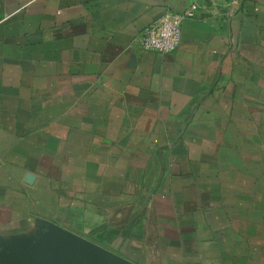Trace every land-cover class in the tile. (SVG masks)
<instances>
[{
	"label": "crops",
	"instance_id": "0c3cea01",
	"mask_svg": "<svg viewBox=\"0 0 264 264\" xmlns=\"http://www.w3.org/2000/svg\"><path fill=\"white\" fill-rule=\"evenodd\" d=\"M45 222L134 264H264V0H0V245Z\"/></svg>",
	"mask_w": 264,
	"mask_h": 264
},
{
	"label": "water",
	"instance_id": "95a60500",
	"mask_svg": "<svg viewBox=\"0 0 264 264\" xmlns=\"http://www.w3.org/2000/svg\"><path fill=\"white\" fill-rule=\"evenodd\" d=\"M0 264H134L56 224L45 222L34 238L0 245Z\"/></svg>",
	"mask_w": 264,
	"mask_h": 264
},
{
	"label": "built area",
	"instance_id": "2783aa9c",
	"mask_svg": "<svg viewBox=\"0 0 264 264\" xmlns=\"http://www.w3.org/2000/svg\"><path fill=\"white\" fill-rule=\"evenodd\" d=\"M31 1L33 0H29ZM196 9L197 5H193L183 15L166 13L159 20L147 26L138 40L142 49L161 55L174 53L180 42L181 20L192 18Z\"/></svg>",
	"mask_w": 264,
	"mask_h": 264
}]
</instances>
